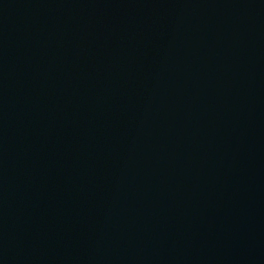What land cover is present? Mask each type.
Masks as SVG:
<instances>
[{"label": "water", "instance_id": "95a60500", "mask_svg": "<svg viewBox=\"0 0 264 264\" xmlns=\"http://www.w3.org/2000/svg\"><path fill=\"white\" fill-rule=\"evenodd\" d=\"M0 264H264V0H0Z\"/></svg>", "mask_w": 264, "mask_h": 264}]
</instances>
